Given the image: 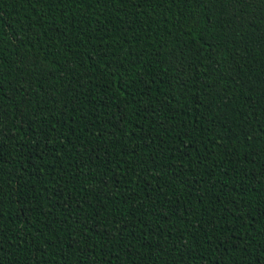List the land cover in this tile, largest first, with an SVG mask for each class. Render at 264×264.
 I'll return each instance as SVG.
<instances>
[{
  "label": "trees",
  "instance_id": "16d2710c",
  "mask_svg": "<svg viewBox=\"0 0 264 264\" xmlns=\"http://www.w3.org/2000/svg\"><path fill=\"white\" fill-rule=\"evenodd\" d=\"M0 264H264V0H0Z\"/></svg>",
  "mask_w": 264,
  "mask_h": 264
}]
</instances>
